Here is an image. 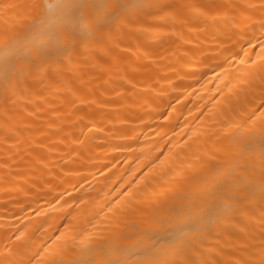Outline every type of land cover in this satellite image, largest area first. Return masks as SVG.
<instances>
[{
	"label": "bare ground",
	"instance_id": "1",
	"mask_svg": "<svg viewBox=\"0 0 264 264\" xmlns=\"http://www.w3.org/2000/svg\"><path fill=\"white\" fill-rule=\"evenodd\" d=\"M0 264H264V0H0Z\"/></svg>",
	"mask_w": 264,
	"mask_h": 264
},
{
	"label": "snow or ice",
	"instance_id": "2",
	"mask_svg": "<svg viewBox=\"0 0 264 264\" xmlns=\"http://www.w3.org/2000/svg\"><path fill=\"white\" fill-rule=\"evenodd\" d=\"M34 7H37V8H38L39 5H34ZM71 39H72V38L70 37V38H69L70 43H71ZM3 47L7 48V47H8V44H7V43L3 44Z\"/></svg>",
	"mask_w": 264,
	"mask_h": 264
}]
</instances>
